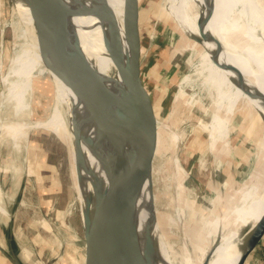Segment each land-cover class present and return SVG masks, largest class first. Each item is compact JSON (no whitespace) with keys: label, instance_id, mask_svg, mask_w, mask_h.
Wrapping results in <instances>:
<instances>
[{"label":"rangeland","instance_id":"rangeland-1","mask_svg":"<svg viewBox=\"0 0 264 264\" xmlns=\"http://www.w3.org/2000/svg\"><path fill=\"white\" fill-rule=\"evenodd\" d=\"M10 3L0 0V97L2 78L23 40ZM173 4L174 0H139L142 76L157 119L150 176L154 204L150 189L146 207L155 206L163 234L159 242L168 245L169 255L179 264L185 255L198 258L221 234L240 226L233 213V188L252 169L261 119L242 103L226 126L225 136L212 139L207 93L196 87L178 89L201 50L199 43L178 29ZM112 13L122 21L126 47L124 0H114ZM246 56L254 71L261 66L250 54ZM42 64L49 71L50 66ZM33 72L31 113L22 120L33 123L19 137L18 153L0 134L1 185L7 192L15 232L11 242L16 252L23 248L20 255L25 264H85V215L82 207L79 210L74 163L59 132L60 112L50 120L56 88L51 75L40 74L38 67ZM89 262L94 263L92 255Z\"/></svg>","mask_w":264,"mask_h":264},{"label":"bare ground","instance_id":"bare-ground-1","mask_svg":"<svg viewBox=\"0 0 264 264\" xmlns=\"http://www.w3.org/2000/svg\"><path fill=\"white\" fill-rule=\"evenodd\" d=\"M66 1L87 12V14L71 15V21L77 34L78 62L84 66L92 64L96 72L106 77H114L117 72L116 60L105 48L102 40V31L111 20L112 44L124 41L122 21H119L113 13L111 15L114 0ZM174 2L173 6L177 10L176 20L179 22L178 29L183 31L184 35H197L204 40L205 36L202 35L197 25L200 20L204 19L203 24L206 26L204 29L212 34L218 43H216L218 48L215 46L214 49L209 41L208 43L202 41V45L198 47L201 51L197 53L196 60L191 63L189 72L184 74L178 84L179 92H184L187 87H196L207 93L212 107V110H209L211 111L209 130H211L212 139L225 136L226 126L236 108H239L242 103L248 107L250 113L256 112L261 119L259 137H257L253 152L252 169L245 180L234 185L233 188L235 194V196L233 194L235 201L233 213L235 222L240 223V226L236 225L227 233L219 236L220 239L213 247V252L207 262V264H235L244 237L255 226L256 221L259 222L264 212V120L258 113L261 111L264 118V105L241 90L233 81L235 74L230 70L220 69L211 59V52L214 56L217 55L234 66L264 96V0H174ZM11 3L16 28L20 29V36L23 40L17 44L2 78L0 134L14 146L13 149L18 153L19 137L22 136L23 130L31 129L33 123L22 121L31 113L29 93L33 82V68L38 67L40 74L51 75L56 88V103L50 120L53 121L55 114L57 116L60 112L58 117L60 120L57 123L59 132L70 149L80 200L82 190L78 187L81 184L84 185L83 193L87 196H85V206L81 205V207L85 217L90 219V226L95 228L92 237L96 240L99 234L97 227L99 218L94 185L83 171V159L88 158V168L94 174L95 185L104 190L109 181V173L104 164L109 145L102 136H96V130L103 126L113 129L118 127L123 111L120 109L113 112H101L81 99L41 50L33 11L28 0H11ZM217 21L220 22L221 29L217 28ZM247 53L261 64L255 71L251 59L246 56ZM116 59L118 62L121 60L120 57ZM42 63L50 66L49 71L46 72L41 66ZM76 127L83 131L86 130L89 134L78 133ZM116 131L119 134V129L116 128ZM224 182L226 183L225 180ZM149 195L150 185L145 181L140 187L134 213L135 238L139 256L146 264H176L169 255L168 245L162 246L159 242V235L155 228L152 229L150 243L147 246L148 252L143 251L144 229L151 214V208L146 207ZM149 197L154 204L152 194ZM152 247L156 249L155 255L150 253ZM204 249L200 251L198 258L185 255L179 264H200L206 253Z\"/></svg>","mask_w":264,"mask_h":264},{"label":"water","instance_id":"water-1","mask_svg":"<svg viewBox=\"0 0 264 264\" xmlns=\"http://www.w3.org/2000/svg\"><path fill=\"white\" fill-rule=\"evenodd\" d=\"M28 3L33 11L41 50L63 79L81 99L96 110L123 111L118 127L113 129L103 126L96 130V136H102L109 145L104 158L109 181L104 190L95 185L94 174L88 168V158L83 159V171L94 185L99 218L97 222L99 234L96 240L92 237L95 228L90 226V219L85 217L84 220L82 234L85 264H90V255L94 258L93 264H146L139 256L134 213L140 187L145 181L149 183L152 191L151 156L157 138V119L150 92L142 76L139 0H124L126 47H123L122 43L112 44L110 39L112 23H108L102 31L104 46L116 60L117 72L114 77H106L96 72L92 64L84 66L78 62L77 34L71 15L87 14L83 8L66 0H28ZM197 25L202 35H205L204 38L215 49L218 43L214 36L208 33L200 22ZM188 37L202 45L201 36ZM211 56L220 69L230 70L235 74L233 81L241 90L264 105V96L252 86L246 76L227 61L217 55L214 56L212 52ZM117 57L121 58L120 62ZM258 113L264 120L261 111ZM78 127H76L78 133L89 134ZM116 128L119 129V134ZM78 188L82 190L80 210L81 205L85 206L87 194L83 193L84 185L81 184ZM152 197L154 201L153 191ZM154 228L163 241L155 206L144 229L145 239L142 248L145 252H148L147 246ZM219 239L216 238L208 248L200 264H207ZM263 240L264 212L259 222L244 237L235 264H244L249 254ZM150 253L156 254L155 247L151 248ZM6 257L11 264H24L13 251L6 254Z\"/></svg>","mask_w":264,"mask_h":264},{"label":"crops","instance_id":"crops-1","mask_svg":"<svg viewBox=\"0 0 264 264\" xmlns=\"http://www.w3.org/2000/svg\"><path fill=\"white\" fill-rule=\"evenodd\" d=\"M1 183L0 174V264H11L6 257V254H10L11 251L17 254L22 261L23 259L20 255L21 249L16 252L11 242L12 238L14 239L15 232L12 224V215L8 212L7 192ZM244 264H264V240L249 254Z\"/></svg>","mask_w":264,"mask_h":264}]
</instances>
